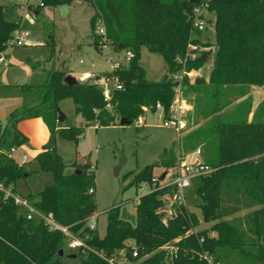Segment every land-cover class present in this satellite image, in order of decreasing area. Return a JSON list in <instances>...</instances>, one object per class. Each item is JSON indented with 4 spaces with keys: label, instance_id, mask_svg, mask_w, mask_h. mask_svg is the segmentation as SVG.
<instances>
[{
    "label": "trees",
    "instance_id": "16d2710c",
    "mask_svg": "<svg viewBox=\"0 0 264 264\" xmlns=\"http://www.w3.org/2000/svg\"><path fill=\"white\" fill-rule=\"evenodd\" d=\"M74 1L43 0L45 6L71 5ZM89 1L96 11L91 18L96 49L101 48L102 38L96 33L95 22L102 16L115 51H132L134 57L126 67L112 73L123 88L113 90L110 108L95 78L69 84L64 70L46 71L39 83L0 82V91L5 95L19 94L23 99L0 129V264H108L94 251L75 252L76 258L60 256V250L67 248L65 235L38 218L29 219L28 211H21L22 206L7 195V190L16 194L17 182L34 172L31 162H18L13 156L15 149L29 143L28 136L18 129L19 122L34 117H41L50 131L49 142L35 160L39 171L54 175V183L26 198L37 210L53 215L75 232L81 231L97 251L110 255L131 240L138 249V256L131 255V260L137 264H206L199 256L202 251H209L222 264H264V102L253 111L252 98L247 96L232 111L221 114L227 106L221 103L223 87L238 83L264 85V0H205L216 14L218 49L215 53L202 51L186 70L199 69L214 58L208 81L215 88L214 106L208 113L213 117L206 129H197L165 148L159 160L139 170L133 180L137 185L150 182L158 167L176 166L178 148L196 151L204 144L207 152L203 162L213 171L193 179L192 186L201 197L204 219L216 222L212 227L216 236L193 231L198 219L186 205L174 204L171 217L162 221L163 213L158 209L164 207L163 196L173 194L174 187L141 196L136 226L121 217L120 206H113L106 212L104 236L98 228L89 227V220L97 213V177L90 160L68 165L57 150L58 135L78 141L83 130L78 126L61 127L60 102L72 98L86 125L110 126L120 118L132 124L145 113L144 108L157 111L158 103L163 106L165 118H169L178 86L172 75L180 64L178 58L186 55L194 40L192 12L203 0ZM41 8L28 12V18L21 14L20 19H14L0 4V56L6 53L14 30H28L31 21L44 18ZM46 33L50 37L47 44H52L55 35ZM142 47L164 58L168 75L159 81L148 78L141 64ZM30 65L38 67L33 61ZM184 80L194 94L207 83L201 78L194 84L187 77ZM210 138L216 141L215 147L210 145ZM254 207L246 215H238ZM176 239L179 253L171 258L161 247Z\"/></svg>",
    "mask_w": 264,
    "mask_h": 264
},
{
    "label": "rangeland",
    "instance_id": "374dc122",
    "mask_svg": "<svg viewBox=\"0 0 264 264\" xmlns=\"http://www.w3.org/2000/svg\"><path fill=\"white\" fill-rule=\"evenodd\" d=\"M0 4L6 6L10 16L14 19H20L21 14L23 16L27 15L16 0H0ZM72 4L74 6L71 13L66 15L62 14L58 6H43L41 10L45 15L44 18L37 21V24L32 23L33 25H30L29 30L38 33V43L44 44V46L25 48L24 51L30 52L31 55H41L39 60L33 59V62L37 63L38 70H43L44 76L45 72L50 69L64 70L67 75L71 74L80 81H87L95 77L109 78L113 86L115 80L112 78L114 77L112 73L114 71L108 62V56L116 55V51L110 41H108V47L106 48L97 50L94 46L91 18L96 12L95 7L89 0H75ZM48 7L49 11L56 8L54 18L52 15L45 14L44 11ZM202 16L206 28L199 33L193 27L192 38L194 40L191 45L197 47V54L202 51H213L215 53L218 49L215 30L216 14L214 11L209 10L208 6L207 9L203 10ZM40 31L42 32L40 33ZM46 32L55 35L52 44H47L50 37ZM81 59L83 63L80 62ZM141 64L146 69L150 80L159 81L169 74L164 58L160 54L149 51L146 47H142L141 50ZM214 64L215 61L212 58L201 68L191 69L188 71L189 74L186 75H184L185 65L179 64L177 70L173 73L172 76L178 83L175 91L178 88L181 89L185 100L191 105L189 111L181 113L180 117L185 126L179 132L174 128L164 126V111L161 108H157V111L145 109V113L139 117L142 119L140 124L136 121L132 124H122L123 118H120L110 126H99L97 123L86 125L82 115L77 113L72 98H66L60 102L59 107L66 115L62 125L64 127H83V130L78 141L69 140L58 135L56 138L57 150L68 165L75 161H91L97 177V213L89 222L96 225L101 236L105 235L107 229L106 212L113 206H120L121 217L136 226L137 203L147 189H143L140 184L134 183L135 174L146 165L158 161L165 148L171 147L173 143L178 144L189 133L197 129H206L209 125V121L213 116H208V113L214 106L215 100L212 93L215 88L209 85L208 81L214 69ZM86 71L91 72L86 73ZM185 77L191 81V84H194L198 78L205 79L207 83L201 87L199 92L194 94L190 91L189 86L185 85ZM38 80L36 79L34 82L39 83ZM0 95L1 129L5 126L9 114L22 104L23 99L19 94L5 95L3 91H0ZM247 96L252 98L253 111H255L258 105L264 102V85L238 83L223 87L221 103H227V106L221 111V114L232 111ZM249 119H252V114ZM19 124L21 126L25 125L29 143L15 149L13 155L18 162H31L30 169L34 172L29 177L20 179L16 184V190L19 194L28 196L29 194H36L54 183V175L51 172L39 171V163L35 160L36 150L43 143L47 144L49 142L50 134L45 136L42 129L36 125L32 118L24 119ZM42 138H46V141L43 142ZM210 145L215 147L216 141L210 138ZM206 152L207 148L203 144L201 149L196 151H185L178 148L177 156L178 159L204 161ZM69 169L77 170L73 166H70ZM166 169H170L173 174L176 171L173 167H158L156 173H162ZM184 195L186 206L198 219V224L193 230L196 232L207 231L208 235L216 236L217 231L212 228L216 222L204 219L200 207L202 200L199 195L195 194L193 186L185 189ZM173 196H163L164 207L158 209L159 213H163V222L172 211ZM255 208L257 207L244 209L238 215L244 216ZM21 211L25 212L27 210L21 207ZM75 252L77 251H71L68 248L65 250L66 255Z\"/></svg>",
    "mask_w": 264,
    "mask_h": 264
},
{
    "label": "built area",
    "instance_id": "2783aa9c",
    "mask_svg": "<svg viewBox=\"0 0 264 264\" xmlns=\"http://www.w3.org/2000/svg\"><path fill=\"white\" fill-rule=\"evenodd\" d=\"M16 2L21 6L22 10L26 14L30 11L37 9L39 6L40 7L45 6L43 0H16ZM208 6H209L208 2L203 0L202 4L200 3L196 4V6L193 9L192 12L193 27L199 33L206 28L205 20L202 15H203V10L207 9ZM95 30L97 35L102 38L101 48L108 47L107 29H106L105 21L102 18V16H98L96 18ZM29 39H30L29 30L19 27L16 30H14L13 36L11 37L8 43V49L26 46L30 44ZM199 54H197V47L192 46L190 44L186 55L178 58L179 63L185 65L184 75L189 74L188 71L186 70V65L189 62L195 61L198 58ZM133 57H134V52L132 51H122V52L116 51V55L108 56V62L110 63L113 71H115L117 69H122L126 67ZM0 62H5L4 53H2V55L0 56ZM81 63H83V60H81ZM175 77H177V75H175ZM112 78L113 80H115L113 86L111 85L112 81H110L109 78L105 79L104 77H95L96 82L101 86L104 98L108 102L109 108L111 107L110 101L113 96V90L116 89L119 90L123 88V84L115 76ZM157 108L163 109L162 104L158 103ZM144 109L147 110V108ZM190 109H191L190 103L185 100L182 90L178 88L176 91L175 99L173 101V105L170 109V117L165 118V115L163 113L164 126L169 128H174L177 132H179L185 126L184 121L180 117L181 113L184 111H189ZM141 122L142 119L140 118L136 120V123L138 124H140ZM173 168H175L176 170L174 174L171 173L170 169H166L162 173L159 174L155 173L150 182L143 181L140 183L141 188L147 189L145 194L152 193L154 191L164 189L167 187H174L175 190L173 194L167 193L164 195V196L174 195L171 204L172 207L174 204L186 205L185 203L186 197L184 195L185 189L190 188L192 186L193 179L200 177L202 175H206L209 172L213 171V168L211 166L205 164L203 161L199 159L188 160L181 158L179 159L176 166H174ZM163 175L164 177L162 178ZM6 192L8 196L9 195L13 196L15 203L17 205H20L27 209L29 219H32L34 217L38 218L44 221L50 227V229L52 230L56 229L61 231L66 237L67 248L70 249L71 251L97 252L101 257H103L108 262V264H137L131 260V255L133 257L138 256V249L136 248L134 241L131 240L127 241L126 246L123 249L111 253L110 255H107L106 253L103 252H99L86 242L84 237L80 234L81 231L75 232L70 225H64L59 223L54 218L53 215H48L37 210L35 207L31 205V203L26 197L17 195L10 190H7ZM172 213L173 212L171 211V213L166 217V220L168 219V217H171ZM88 225L91 229L97 228L94 223L88 222ZM177 241L178 239L161 247V249L166 250L168 252L171 258H175L178 256L179 246L176 244ZM199 256L200 259L206 261V264H222L221 261H219L216 258V256L210 253L209 251H202L199 253Z\"/></svg>",
    "mask_w": 264,
    "mask_h": 264
},
{
    "label": "crops",
    "instance_id": "0c3cea01",
    "mask_svg": "<svg viewBox=\"0 0 264 264\" xmlns=\"http://www.w3.org/2000/svg\"><path fill=\"white\" fill-rule=\"evenodd\" d=\"M73 6H74L73 4L68 5L69 11L67 14L71 13ZM58 7L61 10L62 6H58ZM55 9L56 8H54V10ZM54 10L49 11V7H48V9H46V11H44V12L46 15H48V16L52 15L54 18V12H55ZM23 17L28 18V15H24ZM32 23H33V21L30 22L31 25H33ZM35 24H37V23H35ZM42 31H40V33ZM29 32H30V39H29L30 44L23 46V47H15V48H10V49L6 50V53H5L6 61L0 62V82L1 83H3V84L34 83V81L36 79H39L38 81H40V82L42 81V79H44L45 76L43 75L44 74L43 70L42 71L38 70V68L34 69L30 65V61H34L35 59L39 60L41 55H37V54L31 55V54H29L30 52L24 51L25 48H30V47H35V46H44V44L38 43V40H37V37H38L37 34L38 33L37 32L33 33V31L31 29L29 30ZM81 60H80V62H81ZM90 72L91 71H86V73H90ZM19 99L20 98L18 97V100ZM16 100H17V98H16ZM18 100H17V102H18ZM65 117H66V115H65ZM32 119L34 120V122H36V125L39 126L40 129H42V133H44L45 136L50 134V131H49L46 123L44 122V120L41 117H36V118H32ZM62 122L63 121H61V127H63ZM20 124H18V129L23 134L28 136L26 134L25 125L21 126ZM28 138H29V136H28ZM42 141L45 142L46 138H42ZM44 145H46V144L43 143L41 145V147H39L36 150V156L42 151V148ZM23 146H25V145H23ZM16 194L23 196V195L19 194L18 192ZM23 197H26V196H23Z\"/></svg>",
    "mask_w": 264,
    "mask_h": 264
},
{
    "label": "water",
    "instance_id": "95a60500",
    "mask_svg": "<svg viewBox=\"0 0 264 264\" xmlns=\"http://www.w3.org/2000/svg\"><path fill=\"white\" fill-rule=\"evenodd\" d=\"M192 3H196L197 0H191ZM69 11V7L68 5H62L61 7V12L62 14L66 15ZM78 79L76 77H74L73 75L71 74H68L66 77H65V82L69 83V84H75L77 83ZM60 111V118L59 120L60 121H64L65 120V114L62 112L61 109H59ZM128 121H126L125 119H122V124H127ZM164 177V175L162 176V178ZM60 256H64L65 255V251L64 249H61L60 252H59ZM77 254L76 253H72V254H69V257L70 258H76Z\"/></svg>",
    "mask_w": 264,
    "mask_h": 264
}]
</instances>
